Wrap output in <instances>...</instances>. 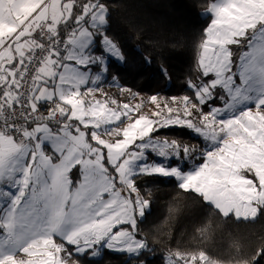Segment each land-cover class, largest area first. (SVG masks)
Instances as JSON below:
<instances>
[{"label":"snow or ice","instance_id":"6c2138e0","mask_svg":"<svg viewBox=\"0 0 264 264\" xmlns=\"http://www.w3.org/2000/svg\"><path fill=\"white\" fill-rule=\"evenodd\" d=\"M208 14L192 96L163 107L153 96L155 118H134L140 105L99 100L91 86L93 69L107 70L94 46L121 56L106 0H0V264H69L102 249L139 257L144 175L174 178L225 218L264 211V0H215ZM232 46L244 48L238 60ZM171 126L208 142L203 163L166 166L196 151L155 135ZM172 255L217 264L203 251Z\"/></svg>","mask_w":264,"mask_h":264},{"label":"trees","instance_id":"16d2710c","mask_svg":"<svg viewBox=\"0 0 264 264\" xmlns=\"http://www.w3.org/2000/svg\"><path fill=\"white\" fill-rule=\"evenodd\" d=\"M213 1L106 0V35L124 56L122 65L110 63V78L149 96L191 97L198 46L211 21L203 14ZM136 184L150 204L138 220L148 250L139 257L109 250L100 258L73 254L78 264H165L168 254L201 251L217 264H264V211L253 221L225 218L175 179L144 175Z\"/></svg>","mask_w":264,"mask_h":264},{"label":"rangeland","instance_id":"374dc122","mask_svg":"<svg viewBox=\"0 0 264 264\" xmlns=\"http://www.w3.org/2000/svg\"><path fill=\"white\" fill-rule=\"evenodd\" d=\"M213 2H215V1H213ZM203 15L204 16H210V14H208V9L206 10V12ZM111 41H113V40H111ZM115 45L117 46V48L120 51V54H121L120 57L113 56L111 53H109L103 47L102 42L99 45L94 46L97 49V54L102 55L104 57V64H105L106 69H107L106 71L98 70L95 68L93 69L94 75L97 72H99V74L101 75V81L99 82V84L98 85H96V84L91 85L92 87H98L99 88V91H97L95 93V96L97 99H99V100L115 99V100H117L118 104H120V105H122L123 103H129L130 106H133V107L136 105H140V110H139V112L134 113V118L139 116L141 113L149 116L150 118H155V117H153L152 114L157 109H156V106L151 103V99L153 96L157 97V100L161 104L162 107L165 104H168L170 106H175L174 100L178 103L182 97L187 96V95H183V96H179V97H166V96L160 95V94L149 96V95H145V94L135 92V91L131 90L130 88H126V87L122 86L116 77L110 78V71H109L110 63L113 61L120 64V65H122L124 63L123 53L121 52L119 46L116 43H115ZM243 50H244L243 46L238 47L237 51L234 52L233 59L238 60L239 56ZM217 104H219V102H217ZM109 106L115 107L113 105H109ZM207 110H208V108H207V106H205V111H207ZM165 111H166V109H165ZM125 119H126L125 117H121V121L117 122V123H123ZM107 127H115V125H109ZM183 129H185V131H183ZM155 135H157L159 138L167 139L168 141H176L180 145H187L190 148H194L196 150V151L192 152L190 155H185L183 152H181L180 155L170 157L168 160L164 161L166 166L178 167L183 171H190L194 167H196L197 165L203 163L204 158H203L202 153L208 147H210L208 142L205 141L203 139V137H201L199 134L194 133L190 129L181 128L179 126H171V127H166V128L160 129L159 132L156 133ZM104 138L105 139H115V137H108L107 135H105ZM161 159H163V158H157L155 156H152L149 158V161L150 162H158ZM165 178H171V177H165ZM172 179H174V178H172ZM149 210H150V204H148V206L145 209V215ZM257 217H258V215H257ZM256 218L254 220H256ZM247 221H253V220L250 219ZM68 248H69V251H71L72 246H68ZM104 251H105L104 249L101 250L100 256H97V257H93L91 255L90 256L92 258H100V257H102ZM109 251L114 252V253H118V254H126V253L115 252L112 250H109ZM144 251H146V250H144ZM61 255H63V254H61ZM80 255H85V254H80ZM126 255L129 257H135L134 255H131V254H126ZM189 255H191V254H189ZM169 257H170V254L166 255L165 264H170ZM172 259L175 260V257L173 255H172ZM69 264H78L74 260V256H72V258L70 259Z\"/></svg>","mask_w":264,"mask_h":264}]
</instances>
